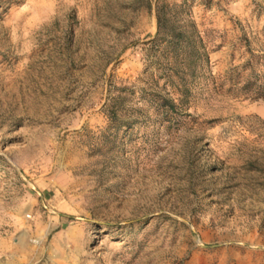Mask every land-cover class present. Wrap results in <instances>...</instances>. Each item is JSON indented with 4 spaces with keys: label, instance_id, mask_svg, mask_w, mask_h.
<instances>
[{
    "label": "rangeland",
    "instance_id": "obj_1",
    "mask_svg": "<svg viewBox=\"0 0 264 264\" xmlns=\"http://www.w3.org/2000/svg\"><path fill=\"white\" fill-rule=\"evenodd\" d=\"M0 264H264V0H0Z\"/></svg>",
    "mask_w": 264,
    "mask_h": 264
},
{
    "label": "trees",
    "instance_id": "obj_2",
    "mask_svg": "<svg viewBox=\"0 0 264 264\" xmlns=\"http://www.w3.org/2000/svg\"><path fill=\"white\" fill-rule=\"evenodd\" d=\"M171 11L170 5L164 1L159 2L155 12L157 32L150 42L157 47L164 46L165 57L169 59L172 67L177 66L179 58L190 64L200 53L184 29L175 26L171 21Z\"/></svg>",
    "mask_w": 264,
    "mask_h": 264
}]
</instances>
